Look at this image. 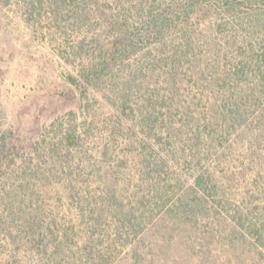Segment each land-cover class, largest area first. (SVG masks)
Segmentation results:
<instances>
[{
  "label": "trees",
  "instance_id": "16d2710c",
  "mask_svg": "<svg viewBox=\"0 0 264 264\" xmlns=\"http://www.w3.org/2000/svg\"><path fill=\"white\" fill-rule=\"evenodd\" d=\"M0 1L31 17L46 1L37 22L71 66L58 77L108 113L0 138V245L20 244L16 264H134L156 223L214 208L264 238V218L230 203L264 193V0ZM66 14L79 32L54 25Z\"/></svg>",
  "mask_w": 264,
  "mask_h": 264
},
{
  "label": "rangeland",
  "instance_id": "374dc122",
  "mask_svg": "<svg viewBox=\"0 0 264 264\" xmlns=\"http://www.w3.org/2000/svg\"><path fill=\"white\" fill-rule=\"evenodd\" d=\"M25 2L28 1H0V138L12 133L18 139L41 140L43 134L53 130L54 124L68 118L81 123L84 116H94L93 126L108 124V113L100 109L103 106L98 90L88 92V99L81 97L80 105L79 98L58 77L60 71L68 72L71 66L58 55L55 44L61 41L60 37L55 35L56 41L45 38L48 26L53 24L37 22V17L45 15L46 1H31L35 7L32 17L22 8ZM59 18L60 23L54 25L62 26L61 31L79 32L72 16ZM94 31L95 27L89 28V33ZM35 34L39 37H34ZM89 40L88 37L86 42ZM86 51L84 48L85 54ZM86 104L88 108L79 115V107ZM71 111L76 114L70 115ZM239 193L244 195L242 191ZM230 203L231 210L243 208L264 218V193L256 192L245 199L230 197ZM214 209L204 212L203 222L190 228L167 221L156 223L144 233L140 244L143 252L132 263L264 264V238L248 240L241 231L233 232L224 226ZM19 245L10 250L0 245V264H16L15 253L18 251L20 256L23 253Z\"/></svg>",
  "mask_w": 264,
  "mask_h": 264
}]
</instances>
